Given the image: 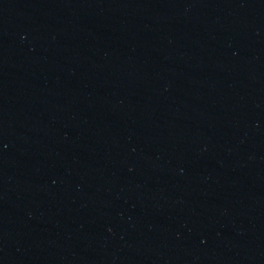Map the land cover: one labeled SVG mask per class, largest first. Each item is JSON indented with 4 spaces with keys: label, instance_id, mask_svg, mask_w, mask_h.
<instances>
[{
    "label": "water",
    "instance_id": "95a60500",
    "mask_svg": "<svg viewBox=\"0 0 264 264\" xmlns=\"http://www.w3.org/2000/svg\"><path fill=\"white\" fill-rule=\"evenodd\" d=\"M0 264H264V0H0Z\"/></svg>",
    "mask_w": 264,
    "mask_h": 264
}]
</instances>
